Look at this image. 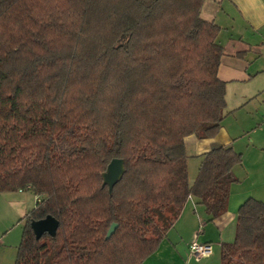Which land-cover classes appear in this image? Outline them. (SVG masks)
Returning <instances> with one entry per match:
<instances>
[{
    "label": "trees",
    "instance_id": "16d2710c",
    "mask_svg": "<svg viewBox=\"0 0 264 264\" xmlns=\"http://www.w3.org/2000/svg\"><path fill=\"white\" fill-rule=\"evenodd\" d=\"M203 1L0 0V191L39 197L14 264H141L190 196L208 220L226 211L241 154L204 153L189 184L184 146L227 114L221 29ZM115 158L124 174L109 193ZM47 216L56 231L37 238L31 222ZM220 257L264 264V202L239 206Z\"/></svg>",
    "mask_w": 264,
    "mask_h": 264
},
{
    "label": "crops",
    "instance_id": "0c3cea01",
    "mask_svg": "<svg viewBox=\"0 0 264 264\" xmlns=\"http://www.w3.org/2000/svg\"><path fill=\"white\" fill-rule=\"evenodd\" d=\"M200 16L221 29L217 41L224 49V56L218 78L225 82L226 90L237 85V109L248 107L254 99L264 95V0H204ZM246 35L256 36L257 40L252 42ZM241 135L230 134L222 125L213 138L189 135L184 138L186 156L197 160L199 168L202 155L219 146L229 145L242 155L244 149L237 146L236 151L234 148ZM244 166L241 160L233 167L232 175L236 179L247 171ZM234 188L236 185L231 184L226 211L212 220H208L198 199L190 196L158 248L141 264H222L220 246L233 241L238 208L250 198L239 195ZM38 199L31 190L0 191V264H14L13 255L17 253L22 230L19 220L35 207ZM193 241L210 244L211 255L201 259L191 255L189 245Z\"/></svg>",
    "mask_w": 264,
    "mask_h": 264
},
{
    "label": "rangeland",
    "instance_id": "374dc122",
    "mask_svg": "<svg viewBox=\"0 0 264 264\" xmlns=\"http://www.w3.org/2000/svg\"><path fill=\"white\" fill-rule=\"evenodd\" d=\"M246 38L252 42L257 40L256 36L246 35ZM237 85L229 86L225 93V100L228 104L226 107L227 114L222 120V127L228 130L230 134L237 136L242 134L234 148L237 146L244 149L242 153V163L245 164L247 173H240L233 191H236L246 197L264 201V104L263 96L254 99L248 107L237 109V96L235 95ZM230 108H236L230 111ZM238 132V133H237ZM237 138V137H236ZM253 142V143H252ZM197 160L187 157L188 182L192 184L198 173ZM22 230L19 236L18 244L21 240ZM13 263L16 258V251L13 255Z\"/></svg>",
    "mask_w": 264,
    "mask_h": 264
},
{
    "label": "water",
    "instance_id": "95a60500",
    "mask_svg": "<svg viewBox=\"0 0 264 264\" xmlns=\"http://www.w3.org/2000/svg\"><path fill=\"white\" fill-rule=\"evenodd\" d=\"M124 174V162L122 159H112L107 165L106 170L101 174L102 185L108 187V192L111 193L113 186L120 180ZM117 224L110 225L105 239H109L115 231ZM31 228L34 231L37 238H39L44 232H48L53 235L57 228V222L51 216H47L43 219L32 221Z\"/></svg>",
    "mask_w": 264,
    "mask_h": 264
},
{
    "label": "built area",
    "instance_id": "2783aa9c",
    "mask_svg": "<svg viewBox=\"0 0 264 264\" xmlns=\"http://www.w3.org/2000/svg\"><path fill=\"white\" fill-rule=\"evenodd\" d=\"M190 254L197 259L206 258L211 255L212 247L208 243L193 241L189 245Z\"/></svg>",
    "mask_w": 264,
    "mask_h": 264
}]
</instances>
